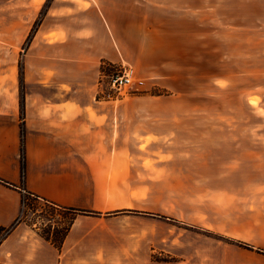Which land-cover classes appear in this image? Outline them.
<instances>
[{
	"label": "crops",
	"instance_id": "obj_1",
	"mask_svg": "<svg viewBox=\"0 0 264 264\" xmlns=\"http://www.w3.org/2000/svg\"><path fill=\"white\" fill-rule=\"evenodd\" d=\"M178 1L171 25L150 22L148 0H38L30 4L32 23L40 16L32 31L31 24L0 27V34H12L0 37V50L13 55L0 58V227L21 216L24 193L59 209L90 213L75 216L59 250L40 237L35 224L16 225L0 244V264H214L211 251L182 253L175 226L162 221L164 209L171 206L173 217L180 212V193L198 191L194 183L186 189L177 156L166 163L153 152L137 151L147 140L148 148L158 149L171 135L166 130L195 124L139 120L163 116L164 110L118 105L100 83L105 66L127 65L136 79L162 89L188 83L196 89L189 96L195 97L202 83L212 89L214 36L222 49L228 29L221 24L214 30V0ZM30 31L20 54L15 49ZM157 48L171 51V60H153ZM176 91L173 95L182 96ZM216 158L227 164L204 172L206 193L244 185L240 163L258 155ZM219 173L226 190L214 183ZM244 210V203H237L220 214L235 218L238 234L244 233ZM192 211L189 224L212 227V207L204 209L203 221ZM251 240L261 241L255 235ZM164 256L169 261L159 259ZM223 260L218 264H244Z\"/></svg>",
	"mask_w": 264,
	"mask_h": 264
},
{
	"label": "rangeland",
	"instance_id": "obj_2",
	"mask_svg": "<svg viewBox=\"0 0 264 264\" xmlns=\"http://www.w3.org/2000/svg\"><path fill=\"white\" fill-rule=\"evenodd\" d=\"M31 2L36 5L38 0H0V27L15 25L23 29L31 24L32 31L40 16L32 23ZM176 2L179 1L148 0L146 4L149 7L150 22L165 20L166 25H171ZM43 7L40 14L43 13ZM213 24L214 30L221 29V24L225 25L223 30L228 29V33L227 39L222 42V49H217L221 43L214 36L211 56L214 81L211 90L208 86L204 88L202 83V90L197 91L199 95L195 97L189 96L195 94L196 89L189 87L188 83L162 89L149 81L136 79L130 67L132 85L121 95L112 91L110 94L118 98V105L164 110L163 116L150 114L139 120L195 124V128L184 126L181 130H166L171 135L167 136V140L158 149L148 148L149 140L137 147L138 152H153L151 154L159 155V159L166 163L172 161L175 154V164L182 171V181L187 184L186 189L192 183L198 187V191L192 194L188 191L180 193V212L177 216L173 217L171 206L163 210L165 214L161 213L162 218L176 221L162 219L175 226V234H179L174 237L176 243L179 241L178 249L182 253L193 250L211 251L214 264L223 259L226 262L227 258L229 263L243 261L244 264H264V0H214ZM31 31L15 51L21 54L26 49ZM8 36L12 34H0L1 38L7 39ZM12 56L10 49L0 50V58ZM170 57L171 51L160 48L152 54L153 60L158 62L171 60ZM112 66H115L113 70L116 72L122 65ZM100 83L106 88L105 78ZM173 89L182 96L173 95ZM190 106L200 107L206 112L194 113L189 111ZM173 134L179 135L174 138ZM226 154L258 155V158L255 161L246 158L240 163L244 165V173L239 175L244 177V185L230 187L229 193H206L203 186L204 172L210 173L216 164H227L216 161L224 159L216 158V155ZM195 172L198 177L192 180L189 174ZM221 175L219 173L214 178V183L219 189L226 190L228 183L221 179ZM259 178H262L258 180L261 183H251ZM152 196L156 199L155 194ZM168 197L172 199V195ZM237 203H244V212L247 215L243 219V234L237 233L235 218L220 215L223 209L234 207ZM48 207L41 200L34 202L28 199L23 206L24 220L28 224H35L37 230L49 227L65 228L68 217L59 210ZM206 207L213 208V217L210 219L213 222L212 227L205 229L189 224V212L193 210V217L195 215V219L203 221ZM253 235L259 236L261 241L253 242ZM239 238L247 240H238ZM159 259L169 261L167 256Z\"/></svg>",
	"mask_w": 264,
	"mask_h": 264
},
{
	"label": "trees",
	"instance_id": "obj_3",
	"mask_svg": "<svg viewBox=\"0 0 264 264\" xmlns=\"http://www.w3.org/2000/svg\"><path fill=\"white\" fill-rule=\"evenodd\" d=\"M20 164H21V183H23V178H24V162H23V151L21 150V158H20ZM28 199H32L34 202L35 200H37L35 197L31 196L28 193H24L22 200H21V204H22V213L21 216L16 219V221L10 225L7 228H3L0 227V244L1 242L10 234V232L12 231V229L22 223V222H26L24 220V210H23V206H25L26 201ZM45 205H48L56 210H59L64 216L68 217V221H67V225L65 228L63 229H55V228H47L45 230H37L38 234L40 235V237H42L44 240L50 242L56 249H60L62 242L64 240V237L66 236V233L69 229V227L71 226V223L73 221V219L75 218L76 215H88L90 213H86V212H82V211H73V210H63V209H59L57 207H55L54 205L44 202ZM27 223V222H26Z\"/></svg>",
	"mask_w": 264,
	"mask_h": 264
},
{
	"label": "built area",
	"instance_id": "obj_4",
	"mask_svg": "<svg viewBox=\"0 0 264 264\" xmlns=\"http://www.w3.org/2000/svg\"><path fill=\"white\" fill-rule=\"evenodd\" d=\"M114 67L112 65L105 66L103 76L106 79L108 88L117 95H121L132 85L131 69L130 67L121 66V69L114 72ZM106 71H108V74H105Z\"/></svg>",
	"mask_w": 264,
	"mask_h": 264
}]
</instances>
